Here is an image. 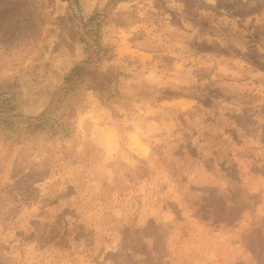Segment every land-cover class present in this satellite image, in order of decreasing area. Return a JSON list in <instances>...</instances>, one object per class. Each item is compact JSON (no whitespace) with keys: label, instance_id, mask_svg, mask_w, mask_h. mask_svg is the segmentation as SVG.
Returning <instances> with one entry per match:
<instances>
[{"label":"rangeland","instance_id":"1","mask_svg":"<svg viewBox=\"0 0 264 264\" xmlns=\"http://www.w3.org/2000/svg\"><path fill=\"white\" fill-rule=\"evenodd\" d=\"M113 2L0 0V264H264V0Z\"/></svg>","mask_w":264,"mask_h":264},{"label":"trees","instance_id":"2","mask_svg":"<svg viewBox=\"0 0 264 264\" xmlns=\"http://www.w3.org/2000/svg\"><path fill=\"white\" fill-rule=\"evenodd\" d=\"M114 4H118L121 0H113ZM72 4L78 7V0H72ZM99 14L94 12L86 21L81 20V27L76 22V16L70 8L66 17H59V21H71L74 29V40L85 45V58L83 61L75 65L70 73L64 78L65 87L59 93L62 99L67 97L76 86L85 84L86 89L96 94L100 103L105 107H110L112 103L120 100L121 93L119 90L120 78L125 74L116 70L108 69L107 71L98 70L96 60L100 59V51H103L99 43L100 22ZM106 52V51H105ZM0 111H3L0 108ZM46 127L45 120L38 119L34 122L27 123L29 131H42Z\"/></svg>","mask_w":264,"mask_h":264}]
</instances>
